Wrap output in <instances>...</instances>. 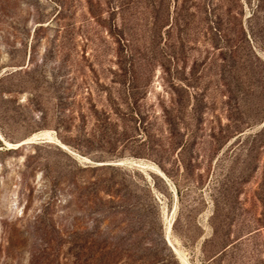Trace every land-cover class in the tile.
<instances>
[{"label": "rangeland", "instance_id": "obj_1", "mask_svg": "<svg viewBox=\"0 0 264 264\" xmlns=\"http://www.w3.org/2000/svg\"><path fill=\"white\" fill-rule=\"evenodd\" d=\"M263 126L264 0H0V264H264Z\"/></svg>", "mask_w": 264, "mask_h": 264}, {"label": "bare ground", "instance_id": "obj_2", "mask_svg": "<svg viewBox=\"0 0 264 264\" xmlns=\"http://www.w3.org/2000/svg\"><path fill=\"white\" fill-rule=\"evenodd\" d=\"M48 135H49V131L45 130V131L35 132L31 136H29V137H27V138H25V139H23V140H21L20 142H17V143H8V142H5V143L8 146V148H16V147H18L21 144L35 142L38 139L46 138V136H48ZM61 146L63 148H65V146L63 144H61ZM156 172L157 173H161V171H159L158 169H156ZM170 226H171V220L166 225L165 237L167 238L168 243L170 245H172L174 252L177 254L176 257H178V259L181 262V264H188L187 261L184 259V257L180 254V252L175 248V246L173 245V243H172V241L170 239Z\"/></svg>", "mask_w": 264, "mask_h": 264}, {"label": "trees", "instance_id": "obj_3", "mask_svg": "<svg viewBox=\"0 0 264 264\" xmlns=\"http://www.w3.org/2000/svg\"><path fill=\"white\" fill-rule=\"evenodd\" d=\"M264 127V126H263ZM161 264V263H160Z\"/></svg>", "mask_w": 264, "mask_h": 264}, {"label": "water", "instance_id": "obj_4", "mask_svg": "<svg viewBox=\"0 0 264 264\" xmlns=\"http://www.w3.org/2000/svg\"><path fill=\"white\" fill-rule=\"evenodd\" d=\"M171 246V245H170Z\"/></svg>", "mask_w": 264, "mask_h": 264}]
</instances>
